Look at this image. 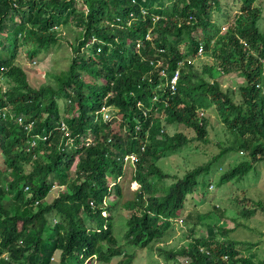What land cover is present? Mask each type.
<instances>
[{"label": "trees", "instance_id": "trees-1", "mask_svg": "<svg viewBox=\"0 0 264 264\" xmlns=\"http://www.w3.org/2000/svg\"><path fill=\"white\" fill-rule=\"evenodd\" d=\"M239 1L223 28L213 18L222 0H0V264H132L114 213L130 154L137 161L129 181L140 187L123 202L125 236L140 248L175 235L174 221H185L186 204L215 161L244 155L230 170L220 166L219 184L257 170L264 161L263 8ZM72 24L69 67L48 71L35 87L17 63L21 49L41 60ZM200 48L214 59L201 69L194 63ZM213 108L225 126L222 141L218 133L210 138ZM177 124L195 134L170 133L167 126ZM194 140L215 142L219 152L185 164L182 174L161 167ZM210 184L203 181V194ZM242 196L235 195L245 205L240 216L264 214V201ZM213 208L226 218L225 209ZM201 224L207 234L189 227L188 245L157 247L164 264H182L180 256L190 264H264L245 254L253 242L229 238L234 228Z\"/></svg>", "mask_w": 264, "mask_h": 264}, {"label": "rangeland", "instance_id": "rangeland-1", "mask_svg": "<svg viewBox=\"0 0 264 264\" xmlns=\"http://www.w3.org/2000/svg\"><path fill=\"white\" fill-rule=\"evenodd\" d=\"M79 1L82 2V0ZM256 3L261 5L263 8V17L260 21V26L262 30H264V0H258ZM222 4V11L214 12L213 18L218 23H220L223 28H226L228 27L229 23L234 20V14L239 11L241 1L222 0ZM81 8L87 10V7L84 3H81ZM72 29H75L74 24L71 25L70 29H63L65 39H61L58 44L54 45L50 52L44 55L41 60H29L25 54V48L21 49V52L18 55L17 63L26 70L29 81L32 85L38 87L46 82V73L48 71L61 72L69 67L71 57L73 55L70 41H72L75 33ZM206 62H214L213 57L206 53L203 54V56H200V58L194 60V63H196L200 69ZM230 77L234 79V83L236 85L239 81V75L233 74ZM230 85L231 82L227 81L226 86L229 87ZM238 94L239 92L237 93V98L239 97ZM60 104L62 108H64V100H61ZM110 114L113 116L111 112ZM208 115L211 116L210 126H208L210 138L212 140H217L216 136L218 133V139L222 141L225 137V126L218 117L216 109H211ZM167 127L168 131L172 134L177 131H183L191 135L195 134L192 129L184 125H168ZM218 152L219 149L215 142L205 143L199 140H194L191 144L184 147L180 152L174 153L164 158L159 164L166 172L182 174L186 167L201 165L207 162ZM240 156L242 157L244 155L242 153L235 152L229 153L223 159H219L213 163L211 173L209 175L204 174L200 177V184L196 187L194 195L186 204V208L182 214V216L185 217V221L181 222V219H183L181 217V219L175 220V235L169 237L165 242L158 243L157 246L152 249L140 248L138 246L127 244L128 241L125 236L127 223L125 224V221L127 219L126 217L128 216V212H126L123 202L128 198H132L134 196L132 191L140 187L139 184L129 181L132 177L134 166H128V179L124 181V197L115 205L114 213L116 216V237L122 244L123 249L126 252L134 255L132 264H164V257L157 247H168L169 249L172 247L188 245V243L192 240V237H194V235L192 237L189 235V227H193L201 235L207 234V227L205 224H201V221H204V223H218L221 226L234 228V230L229 233V238L235 239L237 241L253 242L255 244L254 246L245 245L243 247L246 249L245 254L249 255V253L255 252L259 259H263L264 214L263 212L259 211L253 217L248 219L240 216L238 212L242 210L245 205L238 204L235 195L237 194L239 197L243 198L242 191H246L247 195L256 198L257 201H264V161L257 164V170L255 168V170L249 173L244 179H241V181L233 180L225 184H219L220 177L225 173V169L220 168V166L222 165L223 167L230 170L234 167V163ZM240 160H243V158ZM185 164L188 166L185 167ZM109 179L114 181L113 177L109 176ZM208 180H211L210 185L213 186H210L208 192L203 194V181ZM51 195L54 197L56 192ZM252 204L253 203H250V207ZM213 205H219L220 209L226 210L227 216L225 219L220 220L219 216L217 215L218 213H216V210L213 208ZM258 241H260V243ZM256 244L258 245L256 246ZM59 258L60 253L58 252L55 256V259L58 260ZM179 261L182 262V264H190V259L185 256H180ZM172 263L173 262H171V264Z\"/></svg>", "mask_w": 264, "mask_h": 264}, {"label": "built area", "instance_id": "built-area-1", "mask_svg": "<svg viewBox=\"0 0 264 264\" xmlns=\"http://www.w3.org/2000/svg\"><path fill=\"white\" fill-rule=\"evenodd\" d=\"M199 55H201V56L203 55V48H200ZM178 74L179 73L177 72L175 74V76L173 77L172 81H171V88L172 89H175V86H176V83H177V79H178ZM139 105H140V103H139ZM103 113H104V117H105L106 120L111 119L112 116H111L109 111L105 110ZM65 128L66 127L63 126V129H65ZM125 160H126V162H128V164L135 165V163L137 161V155L136 154H130V155L125 157ZM182 221L183 220L181 219V222Z\"/></svg>", "mask_w": 264, "mask_h": 264}, {"label": "clouds", "instance_id": "clouds-1", "mask_svg": "<svg viewBox=\"0 0 264 264\" xmlns=\"http://www.w3.org/2000/svg\"><path fill=\"white\" fill-rule=\"evenodd\" d=\"M133 182H135V183L139 184L137 181H133Z\"/></svg>", "mask_w": 264, "mask_h": 264}]
</instances>
